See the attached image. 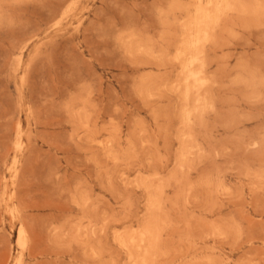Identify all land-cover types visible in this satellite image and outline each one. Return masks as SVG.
Returning <instances> with one entry per match:
<instances>
[{
	"label": "rangeland",
	"instance_id": "obj_1",
	"mask_svg": "<svg viewBox=\"0 0 264 264\" xmlns=\"http://www.w3.org/2000/svg\"><path fill=\"white\" fill-rule=\"evenodd\" d=\"M208 1L0 0V264H264V0Z\"/></svg>",
	"mask_w": 264,
	"mask_h": 264
},
{
	"label": "bare ground",
	"instance_id": "obj_2",
	"mask_svg": "<svg viewBox=\"0 0 264 264\" xmlns=\"http://www.w3.org/2000/svg\"><path fill=\"white\" fill-rule=\"evenodd\" d=\"M200 1V0H198ZM208 3H212L211 0L208 1ZM205 19V15H203L201 13L200 15V20L198 21L197 25H198V31L196 33V35L191 39L190 41V47L191 49L194 51L192 52L188 59H187V63L185 64V81H186V84H187V87H186V92H185V100L186 101H189L190 98H191V90H192V87L193 88H196L199 90L200 87H203V79H202V72L200 69H195V66L199 63V58H198V54L196 53V48L198 47L200 41H201V34L202 36H205L206 33L205 31L201 30L200 29V26L203 24V20ZM197 67V66H196ZM193 103L198 107V105L201 104V100L196 97L194 100H193ZM190 111H186L185 113V118L186 120H190ZM18 241L20 242V245H22V241H21V237L19 236L18 237ZM19 245V244H18ZM19 245V246H20Z\"/></svg>",
	"mask_w": 264,
	"mask_h": 264
}]
</instances>
